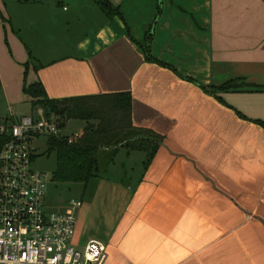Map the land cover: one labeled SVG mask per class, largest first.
<instances>
[{
	"label": "crops",
	"instance_id": "crops-1",
	"mask_svg": "<svg viewBox=\"0 0 264 264\" xmlns=\"http://www.w3.org/2000/svg\"><path fill=\"white\" fill-rule=\"evenodd\" d=\"M108 1L0 0V118L26 82L128 92L132 124L161 137L147 167L120 148L128 167L89 181L73 243L102 241L103 264H264V90L208 87L264 86V0H160L154 24L158 0ZM151 24L165 65L139 45Z\"/></svg>",
	"mask_w": 264,
	"mask_h": 264
},
{
	"label": "built area",
	"instance_id": "built-area-1",
	"mask_svg": "<svg viewBox=\"0 0 264 264\" xmlns=\"http://www.w3.org/2000/svg\"><path fill=\"white\" fill-rule=\"evenodd\" d=\"M34 110L0 118V264H103L107 254L102 241L71 244L81 199L69 200L62 212L45 206L48 175L33 166V141L60 136L64 129L42 108ZM78 133L71 131L67 142Z\"/></svg>",
	"mask_w": 264,
	"mask_h": 264
},
{
	"label": "trees",
	"instance_id": "trees-1",
	"mask_svg": "<svg viewBox=\"0 0 264 264\" xmlns=\"http://www.w3.org/2000/svg\"><path fill=\"white\" fill-rule=\"evenodd\" d=\"M93 1L107 15L118 12L108 0ZM160 12L161 2L158 0L153 24ZM153 24L146 29V35L139 45L147 60L165 65L151 54ZM202 87L207 88L205 85ZM208 87L219 91L264 90L263 85H251L242 78ZM22 91L31 98L32 108H42L47 116L52 115L64 129L60 136L47 138L48 151H53L55 155V167L51 173L54 182L81 183L84 192L90 180L106 171L120 148L126 149L127 153L143 151L141 166L145 168L159 146V135L132 124L131 96L128 92L51 99L41 82L23 84ZM69 125L75 127L70 128ZM74 130L79 133L68 143V135Z\"/></svg>",
	"mask_w": 264,
	"mask_h": 264
},
{
	"label": "rangeland",
	"instance_id": "rangeland-1",
	"mask_svg": "<svg viewBox=\"0 0 264 264\" xmlns=\"http://www.w3.org/2000/svg\"><path fill=\"white\" fill-rule=\"evenodd\" d=\"M28 85V82H26ZM19 92V85H15V92L12 97H16ZM24 98V99H23ZM10 105H13V115L16 117H19L21 115H28L30 113H34V109L31 107L30 100L27 97L21 96L20 98H15L10 101ZM9 110V109H8ZM11 110V109H10ZM10 111H7V105L5 103V99H3V96L0 93V115L8 114ZM70 128L75 127V125H69ZM68 128V127H67ZM68 128V130L70 129ZM47 138L46 136H39L37 139H34L33 141V147H35V153H36V159L33 164L34 168L39 171H43L48 175V180L46 182L45 187V206L47 207V210L49 211H66L68 208V201L71 199H77L80 198L82 191V184L81 183H68V182H54L51 179V173L55 167V155L53 151H48V145H47ZM121 151L124 152V150H120V153L116 155L114 158L115 162L110 163L107 166V169L105 172H107L108 167L112 164L113 167L116 166L115 170L112 169V172H118L121 169H125V167H128L129 159L125 156L119 159V155L121 154ZM131 157L138 160L137 158H141L139 152H132ZM113 160V161H114ZM117 161H119L118 166L120 167L119 170L117 169ZM121 163V165H120ZM124 163V164H123ZM142 169H139V172ZM103 172V174L105 173ZM82 201V200H81ZM79 208L76 210V220H77V212ZM74 237V236H73ZM71 244L73 246H76L73 243V238L71 239Z\"/></svg>",
	"mask_w": 264,
	"mask_h": 264
}]
</instances>
